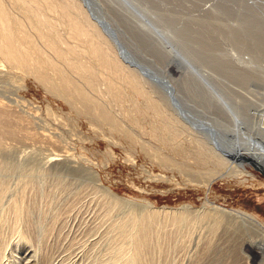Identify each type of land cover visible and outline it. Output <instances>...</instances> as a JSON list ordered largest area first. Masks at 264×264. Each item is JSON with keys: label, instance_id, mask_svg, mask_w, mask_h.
<instances>
[{"label": "rangeland", "instance_id": "rangeland-1", "mask_svg": "<svg viewBox=\"0 0 264 264\" xmlns=\"http://www.w3.org/2000/svg\"><path fill=\"white\" fill-rule=\"evenodd\" d=\"M82 1L87 5L90 13L94 17L101 21V23L104 21L108 25L107 31L111 37L115 39L121 53L127 57L125 59L132 61L140 71L145 72L148 70L156 75L164 76V79L171 81L170 83L173 87L172 93H170V99L173 100L175 97L186 109L191 120H204L218 127L215 123L217 120L214 119V117L218 118L214 113L215 108L210 107L208 104V102L211 103V101L213 103L216 98L219 100L222 98L227 99L231 104H236V108H239V110H241V106L244 105V102L246 103L245 105L249 106L251 111L256 110L259 112L260 110H264V0ZM181 59L187 61L188 65L187 63L184 64ZM168 61H171L170 64L179 66L182 69H187L186 71L192 74H194L195 71L200 74L199 76L197 75L200 80L196 81L194 79L195 82L192 80L193 84L196 85L197 83V85L194 86L192 83V85L187 83L184 84L180 75L171 72H163V68ZM138 63L143 66L139 67ZM189 64L192 67H190ZM240 69L243 70V72L245 71V73L239 72ZM6 70L9 71V68L6 67ZM8 71L7 73H5V70L0 71V98L3 101L5 100L4 102L8 105L11 112L15 114V116L11 115L12 118L16 119L9 118L10 126H14L13 132L3 135L2 141L0 142V153L2 154H0V161L4 165L0 163V178L2 180V178L4 179L5 177L4 181L2 180L4 186L3 190L0 191V213L2 212V207L5 209L8 206L7 203L10 202L11 197L19 196L22 193L25 195L24 199H26L27 202L29 201V208L32 210L35 208L33 211L30 210L34 217V219L31 218V227L29 225L30 231L28 230V232L31 233L32 231H39V228L42 226L41 224L45 223L48 219L50 220L53 213L60 209V211H62L59 215L61 218L58 217L61 221L57 219L54 224V229L50 231H53L52 234L49 232L50 234L44 235L43 237L40 236L37 244L46 246L45 248L47 251H50H48L49 253H51V250L53 254H61L64 251L65 253L63 254H65V256L69 254L67 256H70L68 259L71 258L70 254L72 252H70V250L65 251L64 246H69V248L73 247V251L75 250L78 252L77 257H83H81L79 261L78 259L75 260V263L73 262L74 260H72L74 258L71 260L65 259L62 264L65 262V264H80V262L83 264H104L105 262L106 264L119 263L112 260L113 258L110 251V253L108 250L105 251V247L108 244L107 237H109L111 231L108 227L109 220H102L100 216L105 210L107 202L106 200L100 202L103 191L100 192V189L97 188L98 186H94L95 181L91 173L97 174L103 185L109 187L123 198L113 208H117L118 210L115 209V212H113V209V211L111 210V219H114V217L117 218V215L119 217L120 214L126 211L133 210L132 208H134L133 211L140 212L150 204L149 207L154 206L160 209L164 207L172 210H188L190 215L203 211L204 209L211 210L216 207L223 210L242 209L251 213L264 223V173L253 164L245 162L243 171L246 173H243L241 176H235L234 174L228 177L215 176L207 190L204 182L205 179L208 178V172L214 168L226 171L228 170L227 165L232 169L231 165L233 166L235 163H225L224 166L222 163L216 164L215 161L209 160L207 156H202L203 153L193 149L195 153L192 148L188 150V154L180 150L179 153L172 152L157 138H154V141L151 139L149 136V125L148 127H143V129L139 128L137 123L139 118L137 121H134L131 115H117L115 118L117 121H121V131H113L108 124L105 125L100 122L96 113L101 111V106L105 104L103 102H108L109 96L107 94L101 96L102 94L100 92H98L99 95H97L96 92L89 91L90 101L91 99L93 100L90 105H95L94 108H96V112L92 110L95 112L94 114H80L75 106L71 105L68 100L59 96L56 92L47 90L46 87L36 82L31 76L29 77L16 70ZM202 77L208 79L216 91L209 89ZM154 81L157 80L154 79ZM199 86L200 88L195 90ZM208 93L217 97H211L210 101ZM16 101H18V104ZM18 108L20 110H18ZM16 109L22 113L16 112ZM111 109L112 107L109 109L110 113ZM23 112L25 114L27 113L26 115L28 117H26ZM16 115L23 117V119L20 120ZM24 117L27 119L29 117L32 118L28 119V121ZM30 130L31 132H29ZM132 132L136 134L137 138L141 137L140 140L142 139L141 141L144 142V146L137 144L136 139L133 140L131 138ZM10 134H12V136ZM150 139L154 149L156 148V152L159 153L160 151V154L165 157V160L154 157L152 150L148 151L151 145L150 143L148 144L146 140ZM4 149L6 150L4 151ZM53 152L58 153L57 157L53 155ZM50 156H54L55 158L49 162L47 158ZM3 161L6 163H3ZM44 161L47 162L44 163ZM213 162H215V164ZM181 163H184V166L185 164L187 165L189 169L188 173L181 171L182 169L179 167ZM69 165H72V168H70ZM213 165L215 166L213 167ZM216 165H220L221 169L220 166L218 167ZM47 168H49L48 171ZM73 168H76V170ZM239 168V166H236L235 169ZM79 174L80 176H78ZM29 176L32 178H29ZM27 178L30 180L29 182L31 184H29V186L27 185V187H25V189H27L23 191V185ZM87 179H90V182ZM31 180L37 183H33ZM49 181L50 183H48ZM82 182H84V184ZM85 184L89 185L88 187L90 190ZM8 185L11 187H8ZM17 188H20L22 192ZM31 188L33 191H29ZM48 188L51 190L49 191ZM58 188L61 189L58 191ZM69 188L71 190H69ZM95 188L98 190V195L95 193ZM4 190H8V193ZM67 190L68 192L66 193L65 191ZM46 191L49 196L47 195V204H44V201L38 199L40 194L46 193ZM77 191L80 192L77 193ZM4 192L5 194L7 193V196H12L8 198L4 195ZM70 192L73 193L71 194ZM2 195H4V198ZM80 195L84 198L82 199ZM97 202L100 203L98 204ZM2 204H4V206ZM96 204H98L96 208L99 209V206L102 205L104 208L101 207V209L98 210L95 208ZM151 204L153 206H151ZM42 205L43 208L45 207V214L43 215L40 211ZM87 205L88 207H86ZM71 208H76L75 211L77 212L71 210ZM68 212L71 214L69 217ZM35 214L37 216H35ZM35 217L37 219L39 218V221ZM32 219L35 222H32ZM212 220V218L208 217L196 220L194 224L199 233L195 229L194 224L193 228H190L189 223H187L188 226H186L184 221V223H180L179 229H181V231L179 230V236H172L174 239L171 238L170 242H166L167 247L164 253V255H166L165 257L164 255L158 257L156 264L159 261L161 264H165L169 261V264H177L178 262H180L178 264H249L246 261L245 254L238 245L237 239L231 238L230 233L235 225L229 222L227 223L225 219H223L219 222L220 224L218 223L219 225H217L212 235L209 230V224L211 225ZM73 221L78 223L75 224ZM105 221H107L106 224L104 223ZM104 224L106 226H104ZM197 224L199 226L201 225V228L198 227ZM21 225L22 223L19 229ZM38 225L39 227H37ZM102 225L104 230L102 229ZM35 226L37 228H35ZM185 227L187 230L189 228L191 230L189 229L187 232V230L185 231ZM1 229H3L2 234L4 238L1 246L3 247L1 249L3 251L0 258V260L2 259L3 261L2 263L24 264L27 258L29 261V255L34 252L32 249L34 247L32 246H35V243L31 239L27 240L23 237H29L28 234L24 232L21 234V231L16 232V230L7 225H3ZM63 229L67 230L64 231ZM77 230L83 233H81L82 236H80L79 232H76ZM57 231L63 232L58 233ZM70 231H73V237L75 238H71L72 233ZM90 231H92V233ZM182 231L183 234L187 232L186 237L188 238L184 237L183 239L186 243L182 241L183 244L182 242H177L174 245L173 241L181 236ZM89 232L91 235H94H92L93 239ZM65 233L67 235H65ZM77 234L79 236H77ZM100 234L103 240L99 237L101 236ZM189 234L195 236L192 237ZM75 235L80 238H76ZM65 238L69 239V242L68 240L65 241ZM80 239L83 241L81 242ZM99 239H101V243H99ZM229 239H231V241ZM30 240L33 242L32 245ZM190 240L191 242H189ZM233 240L235 242H233ZM102 244L103 246H101ZM51 245L52 248H50ZM74 245L77 247L75 246L76 248H74ZM169 245H171V247ZM189 246L192 248L190 247L189 249ZM88 247L89 249H87ZM58 248L60 252H58ZM79 249L81 250L79 251ZM99 249L101 252H99ZM181 250L184 252L182 253ZM90 251L93 253L91 254ZM83 252H86V254ZM107 253L111 256H108ZM109 258L112 259L110 260ZM30 259L33 260L27 263L36 264L37 257L34 259V257L32 258L31 256Z\"/></svg>", "mask_w": 264, "mask_h": 264}, {"label": "bare ground", "instance_id": "bare-ground-1", "mask_svg": "<svg viewBox=\"0 0 264 264\" xmlns=\"http://www.w3.org/2000/svg\"><path fill=\"white\" fill-rule=\"evenodd\" d=\"M107 30H108V25L104 21H103V23H101V21H99L96 17H94L90 13L87 5L85 3H83L82 0H0V71L5 70L6 71L5 73H7L8 70H6V67H8L9 71L16 70V71H20V72L28 75L29 77L31 76L36 82L41 84L43 87H46L47 90H49L51 92H56L57 94H59V96H62L63 98L68 100L71 105L75 106V108L79 111L80 114H82V113L94 114L96 112V108H94L95 105H93V106L90 105V103H92L93 100L91 99V101H90L89 91H94L97 93V95H99L98 92H100L102 94L101 96H103L104 94H107L109 96L108 102H103L105 104L101 106V111H98L96 113H97V117L100 120V122L102 124H105V125L108 124L109 127L111 129H113V131H121V128H120L121 127V121L119 122L115 118L117 115H122V114L123 115H131V116H133L134 121L135 120L137 121V119L139 118L138 122H137L139 128L143 129V127H148V125H149V129H150L149 130V136L151 137V139L154 141V138H157L161 143H164L166 145L168 150H171L172 152H175V153L178 152L179 153L180 151H184L185 154L186 153L188 154L189 153L188 150L189 149L191 150V148H192V150L195 149L196 151L203 153L202 156H204V155L207 156L209 158V160L211 159V161H215L216 164L222 163L224 166L225 163L231 164L234 162L235 165L237 164L236 166L240 167L239 169H235L236 166L233 164V166L231 165L232 169H230V166L227 165L228 170H226L227 169V167H226V169H225L226 171H223V170L221 171V170H218L215 168L212 169L210 172H208V178L205 179V182H204L207 190L209 189V187L212 183V180H213V178H215V176H219V177L226 176V177H228L231 174H234L235 176H241L243 173H246L243 171L244 167H245V162L253 164L256 168H258L260 171H262L264 173V110L263 111L260 110L259 112L256 110L251 111L249 106L245 105L246 103L244 102L243 103L244 105H242V106L240 105L241 110H244V111H241V110H239V108L238 109L236 108V106H237L236 104L235 105L231 104L227 99H224L221 97L222 99L219 100L216 98L217 96L210 95V93H208L210 101H211V97L216 98V99H214L215 101H213V103H212V101H211V103L208 101L207 102L210 105V107L215 108L214 113H215V116L218 118L214 117V119L217 120V121H215V123L218 125V127L216 125H214L210 122H206L204 120H197V119L191 120L189 114L187 113L186 109L182 106V104H180L179 101L175 99V97L173 100L170 99V93H172V87H173L170 83L171 81L164 79L163 78L164 76L156 75L155 73H152L148 70H146L144 72V71H140L139 69H137V67L135 66V64L132 63V61L125 59L127 57L125 55H123V53H121V51L117 47V43H116L115 39L113 37H111V35L108 33ZM170 62L171 61H168V63L165 65V67L163 68V72H166V73L171 72L173 74L180 75L183 79L184 84L187 83L189 85H192L194 79L196 81L200 80L197 77V75L199 76L200 74L196 73V71L194 74H192L189 71H186L187 69H182L179 66H176L174 64H170ZM239 72H243V70L240 69ZM243 73H245V71ZM246 74H242V75H246ZM154 79H156L157 81H154ZM196 85H197V83H196ZM196 85H194V86H196ZM96 88L98 91L96 90ZM199 88H200V86L197 87V89H195V90H198ZM207 100H208V98H207ZM4 101L1 100V98H0V142L2 141L1 139H2L3 135H5L6 133L7 134L12 133L13 129H14V126H10V124H9V120H10L9 118H12L11 115L15 116V114L13 112H11L8 105ZM16 102L18 104V101H16ZM13 105H14V103H13ZM111 107H112V109H111V113H110L109 109ZM19 108H21V107H19ZM19 108H18V110H20ZM18 110L16 112H19ZM92 110L95 112H93ZM19 113H22V112H19ZM23 114H25V113L23 112ZM16 116H18V115H16ZM26 117H28V116L26 115ZM17 118H20V120L23 119V117H21V116H18ZM30 118H32V117H29L28 119H30ZM12 119H16V118H12ZM25 119H27V118H25ZM15 121H17V120H15ZM29 132H31V130ZM10 135L12 136V134H10ZM44 135H45V133H44ZM131 138L133 140L136 139L137 144H141V146L145 145L144 142L141 141L142 139L140 140L141 137L137 138L136 134H134L133 132L131 133ZM151 139L146 140V142H148V144L150 143V145H151L149 149L147 148L148 151L152 150L154 157H159V159L161 158L162 160H165V157L160 154L161 153L160 151H159V153L156 152V150H155L156 148L154 149V146L152 145ZM143 140H145V139H143ZM5 150L6 149H4V151ZM194 152H192V153H194ZM57 154L58 153L53 152V155H56L55 157H57ZM71 155L73 156L72 153H71ZM55 157L50 156L47 158V160H49V162H50V160H53V158H55ZM45 162H47V161H44V163ZM215 162H213V163L215 164ZM0 163H1V161H0ZM3 163H6V162L3 161ZM183 164L184 163H181V165L179 166L182 169L181 171L188 173L189 169H188L187 165L185 164V166H184ZM7 166H8V164H7ZM7 166H6V168H7ZM71 166L69 165L70 168H72ZM214 166L215 165H213V167ZM216 166H218V165H216ZM189 167H192V166H189ZM218 167H216V168H218ZM42 168H41V170H42ZM62 168H64V167H62ZM81 168H83V167H81ZM192 168H191V170H192ZM2 169H3V167H2ZM25 169H27V168H25ZM48 169L49 168H47V171H48ZM59 169H60V167H59ZM220 169H221V166H220ZM74 170H76V168ZM77 170H79V169H77ZM29 171H30V169H29ZM85 172H87V171H85ZM91 172H93V171H91ZM247 173H250V172H247ZM30 174H31V172H30ZM48 174H49V172H48ZM88 174H89V172H88ZM91 174L93 175V178H94L93 180L95 181L94 186L95 187L98 186L97 188L100 189L99 190L100 192L103 191V194L101 195V198H100L101 199L100 202L101 201L104 202L105 200L107 202L105 210L104 211L102 210L103 212L101 213V216L100 215L99 216L102 217V220L103 219H105L107 221L109 220L108 221V227L110 228L111 233H110L109 237L106 236L108 238V244L105 247L106 249L105 248L104 249H105V251L108 250V252L109 251L111 252V253L110 252L109 253L112 254L113 259L109 258L110 260L112 259L114 261H117V263L119 262L118 264H156L157 258L160 257L161 255H164V253L166 251V247H167L166 242L167 241L170 242V239L173 238L172 236H175V237H176V235L179 236L178 235V234H180L179 230L181 231V229H179L180 223L185 222L186 226H188L187 223H189L190 228L191 227L193 228V224L195 223L196 220H200V219L208 217V218L213 219L211 225L209 224V226H210L209 230L212 233V235H213V231L217 228V225L220 224L219 222L222 221L223 219H225V221L227 223L229 222L230 224L231 223L234 224L235 227L232 230V232L230 233V235H231V238L237 239L240 249L245 254L247 263H249V264H264V223L261 222L260 220H258L251 213H249L245 210H242V209L223 210V209L216 207V208L211 209V210L210 209L209 210L204 209L203 211H200L198 213L194 212L195 214L190 215L188 210L187 211L181 210V209L180 210H172V209H166L164 207L160 209L159 207L155 208L152 204H151V206H153V207H149L150 204L148 202L149 205L145 208L143 207L144 209L140 212H135V211H133L134 208H132L133 210H130V211L125 210L126 212H124L123 214H120L119 217L117 215V218L114 217V219H111V217H110V213H112L111 210L123 198H121L115 191L111 190L109 187L103 185V183L100 181V178L97 176V174H95V173H91ZM78 176H80V174ZM186 176H188V175H186ZM81 177H83V176H81ZM29 178H32V177L29 176ZM42 178H43V176H42ZM4 179H5V177H4ZM4 179L2 178L3 181H4ZM27 179H25L26 181L24 182V185H23V191H24L25 187H27V185L29 186V184H31L29 182L30 180L28 179V181H27ZM65 179H64V181H65ZM189 179H191V178H189ZM2 180L0 178V191L3 190V187H4L2 184L3 183ZM87 180L89 181L90 179H87ZM55 181H57V180H55ZM7 182H8V180H7ZM32 182L37 183L34 181H32ZM84 182H82V183L84 184ZM17 183H18V181H17ZM48 183H50V181ZM35 185H37V184H35ZM18 186H20V185H18ZM56 186H54V187H56ZM88 186L89 185H86V187H88ZM8 187H11V186L8 185ZM33 187H34V184H33ZM6 188H7V186H6ZM20 188H17V189H19L21 191L22 188L21 189ZM97 188H95L96 194L98 193V190H96ZM17 189H16V191H17ZM60 189L61 188H58L57 190L59 191ZM88 189H89V187H88ZM30 190L33 191L32 188L29 189V191ZM50 190L51 189H49V191ZM69 190H71V189L69 188ZM4 191L7 192L8 190L7 191L4 190ZM5 192H4V195L7 196L8 192L6 194H5ZM65 192L67 193L68 190ZM73 192H70V193L72 194ZM78 192H80V191H77V193ZM23 193H25V192H23ZM4 195H2L3 198H4ZM47 195H48L47 191H46V193H43V194L41 193L40 196L38 195L39 196L38 200H42V201H44V204H47V202H48ZM10 196H12V195H10ZM10 196L8 195L7 197L10 198ZM77 196H78V194H77ZM7 197H5V198H7ZM24 197H25V195H23L22 193L19 196L11 197L10 202L8 201L9 203H7L8 206L5 209L3 207L1 208L2 212L0 213V258L2 256L1 253L3 250H1V249L3 247H1V246L3 243V239H4L3 234H2L3 229H1V228L3 225H7L8 227L10 226V228L16 230V232L21 231L20 232L21 234L23 232L27 233L29 237H26V236H23V237H25L27 240H29V239L33 240V242L35 243V246H32V247H34V248H32L34 252L29 256H30V258H31V256H32V258L34 257V259L37 257L36 264H62V262H64L65 259L67 260L70 257V256L67 257L69 254L67 256H65V254H63V253H65L64 251L61 254L60 253L53 254L52 250H51V253H49L50 251L49 250H48L49 252L47 251V249L45 248L46 246H44L42 244H37L39 242L38 239L40 238V236L43 237L44 235H47L50 233L52 234L53 231L52 232H50V231L52 229H54V224H55L56 220L61 218L59 215L62 213V211H60V209L56 210L53 213V215L51 216V219L50 220L48 219L49 221L47 220L45 223L41 224L42 226L40 225L41 227L39 228L40 229L39 231H37V232L32 231L31 233H29L28 230L31 227L30 221H31V218L34 219V217L32 216L31 211H30L32 209H30L29 205H28L29 201L27 202L26 199H24ZM80 197H81V195H80ZM29 198H31V197H29ZM54 198H55V196H54ZM34 199H33V202H34ZM86 200H87V198H86ZM67 201H69V200H67ZM77 201H78V199H77ZM94 201H97V200H94ZM31 202H32V200H31ZM100 202H97V203L99 204ZM35 203H37V202H35ZM69 203H71V202H69ZM79 203H80V201H79ZM85 203H86V201H85ZM4 204H5V202H4ZM4 204H2V205L4 206ZM98 204L95 205V208H96V206H98ZM39 205H41V204H39ZM39 205H37V206H39ZM81 206H82V204H81ZM89 206H90V203H89ZM86 207H88V205ZM101 207H103V205L99 206V209H101ZM44 208H43V205L40 208L42 215L45 214ZM57 208H58V205H57ZM64 208H65V206H64ZM90 208H92V207H90ZM75 209L71 208V210H73V211H75ZM96 209H98V208H96ZM115 209H117V208H115ZM115 209H113L114 211L113 210L112 211L115 212ZM86 210H87V208H86ZM92 211H93V209H92ZM94 211H95V209H94ZM75 212H77V211H75ZM96 213H94V214H96ZM70 215L71 214L69 213L68 217ZM96 215H98V214H96ZM35 216H37V215L35 214ZM92 216H93V214H92ZM100 217H98V218L101 219ZM112 218H113V216H112ZM95 220H96V217H95ZM60 221H61V219H60ZM107 221H105L104 223L106 224ZM32 222H35V221L33 220ZM41 222H38V223H41ZM73 222L75 223L76 221H73ZM21 223H22V225H21V228L19 229V226ZM77 223H75V224H77ZM101 224H103V223H101ZM105 224H104V226H106ZM29 225H30V227H29ZM194 226H195V224H194ZM200 226L198 225V227H200ZM37 227H39V225ZM37 227L35 226V228H37ZM202 227H203V224H202ZM103 228L104 227L102 225V229ZM72 229H73V227H72ZM83 229H84V227H83ZM195 229H196V226H195ZM65 230H67V229H65ZM90 230H91V228H90ZM186 230H187V228L185 229V231ZM188 230H187V232H188ZM183 231H182V234L179 238H176L174 241L172 240L174 245L177 242L184 241L183 239H184V237H186L187 232L183 234ZM62 232H60V233H62ZM76 232H79V230H77ZM83 232H84V230H83ZM90 232L92 233V231H90ZM90 232H89V234H90ZM97 232L101 233L100 231H97ZM197 232H198V230H197ZM7 233H9V232H7ZM12 233H14V232H12ZM81 233L79 232L80 236H82ZM204 233H206V232H204ZM65 235H67V234L65 233ZM92 235L90 234L91 238H92ZM206 235H208V234H206ZM77 236H79V235L77 234ZM77 236H76V238H78ZM190 236L194 237L195 235L194 236L190 235ZM18 237H19V235H18ZM88 237H87V239H88ZM99 237L101 238L102 235ZM15 238H17V237H15ZM71 238H75V237H73V233H72ZM85 238H86V236H85ZM85 238H83V239H85ZM186 238H188V237H186ZM5 239H7V238H5ZM20 239H21V237H20ZM56 239L57 238L55 237V240ZM101 239H99V243H101L100 242ZM12 240H13V238H12ZM66 240H68V242H69V239L65 238V241ZM104 240H105V236H104ZM210 240H211V238H210ZM229 240L231 241V239H229ZM21 241H23V240H21ZM59 241H60V238H59ZM82 241L83 240H81V242ZM33 242L32 241L30 242L31 245ZM73 242H75V241H73ZM189 242H191V240ZM207 242H209V241H207ZM233 242H235V241L233 240ZM70 243L72 244L71 240H70ZM83 243H85V242H83ZM65 244H67V243H65ZM182 244H183V242H182ZM189 244H191V243H189ZM57 245H59V244H57ZM185 245H187V244H185ZM75 246L76 245H74V248L77 247V246L76 247ZM101 246H103V244ZM169 246L171 247V245H169ZM62 247H63V244H62ZM64 247H65V251L70 250V252H72L70 254L71 258L68 260H71L72 258H74L72 260H74L73 262L75 263V260L78 259V261H79V259L82 257V256L80 258L77 257L78 252H76L75 250L73 251V249H72L73 247L72 248H69V246L68 247L64 246ZM182 247H184V246H182ZM190 247L191 246H189V249H190ZM201 247H203V246H201ZM50 248H52V245ZM78 248H77V251H78ZM30 249H31V247H30ZM87 249H89V247ZM193 249H195V248H193ZM80 250L81 249H79V251ZM82 250H83V248H82ZM169 250L172 251L171 249H169ZM53 252H55V251H53ZM58 252H60V249ZM67 252H69V251H67ZM99 252H101L100 249H99ZM181 252H182V250H181ZM92 253L93 252H91V254ZM210 253H211V251H210ZM84 254H86V252ZM87 254H88V252H87ZM110 254H108V256H111ZM165 255H164V257H165ZM195 257H196V255H195ZM30 258H29V261L27 260L28 259L27 258L25 260L24 264H29L27 262H30L31 260H33ZM95 259H96V257H95ZM162 259H163V257H162ZM171 260H174V259H171ZM2 262L3 261L1 259L0 264H3ZM15 262H16V260H15ZM101 262H103V261H101ZM169 262H166V263L169 264ZM158 263H160V261L157 262V264ZM178 263H180V262H178ZM80 264H83V263L80 262ZM104 264H106V262ZM170 264H172V263H170Z\"/></svg>", "mask_w": 264, "mask_h": 264}, {"label": "water", "instance_id": "water-1", "mask_svg": "<svg viewBox=\"0 0 264 264\" xmlns=\"http://www.w3.org/2000/svg\"><path fill=\"white\" fill-rule=\"evenodd\" d=\"M176 56L179 58V56L176 54ZM182 60V62L185 64V63H187V61H185V60H183V59H181ZM180 60V61H181ZM177 62V61H176ZM177 63H179V62H177ZM180 64V63H179ZM187 65H188V63H187ZM190 65V64H189ZM138 66L139 67H142L143 65H141V64H139L138 63ZM190 67H192L191 65H190ZM202 79L204 80V82L206 83V85H207V87L209 88V89H211V90H213V91H216V89L214 88V86H212L211 85V83L209 82V80L208 79H206L205 77L203 78L202 77ZM249 161V160H248ZM250 162V161H249Z\"/></svg>", "mask_w": 264, "mask_h": 264}]
</instances>
